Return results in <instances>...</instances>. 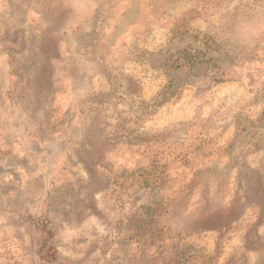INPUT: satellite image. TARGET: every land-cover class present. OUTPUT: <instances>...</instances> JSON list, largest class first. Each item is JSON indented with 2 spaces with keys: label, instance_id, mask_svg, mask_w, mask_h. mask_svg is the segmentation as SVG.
<instances>
[{
  "label": "rangeland",
  "instance_id": "obj_1",
  "mask_svg": "<svg viewBox=\"0 0 264 264\" xmlns=\"http://www.w3.org/2000/svg\"><path fill=\"white\" fill-rule=\"evenodd\" d=\"M263 111L264 0H0V264H264Z\"/></svg>",
  "mask_w": 264,
  "mask_h": 264
},
{
  "label": "trees",
  "instance_id": "obj_2",
  "mask_svg": "<svg viewBox=\"0 0 264 264\" xmlns=\"http://www.w3.org/2000/svg\"><path fill=\"white\" fill-rule=\"evenodd\" d=\"M166 54L165 65L170 71L179 70L194 76L210 73L214 80L218 82H223L231 76L230 71L223 66L224 61L221 59L222 51L217 41L211 37H202L200 34L192 32L190 27L178 26V28L172 30L170 46L166 49ZM171 84L175 83L172 81L170 82V86L163 89L157 102L162 103L168 96L178 91L176 85H174V89L171 91L169 89V87L171 88ZM259 121L260 123H264V111ZM259 127L263 126L260 125ZM257 132L259 133V139L255 143V146L258 147L259 142L264 140V129ZM88 170L90 176L93 177L95 173H93L92 168L88 167ZM148 178L143 183L146 187L151 186V182H153L150 175ZM160 208L162 206L159 201H150L148 204L139 207V213L145 220H148L146 222L149 223V229H152L148 234L155 240L163 238V230L156 220V216L162 213V211H159ZM147 232H144V234H147Z\"/></svg>",
  "mask_w": 264,
  "mask_h": 264
}]
</instances>
